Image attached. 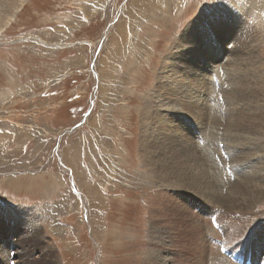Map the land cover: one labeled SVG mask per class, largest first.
<instances>
[{"label":"rangeland","instance_id":"1","mask_svg":"<svg viewBox=\"0 0 264 264\" xmlns=\"http://www.w3.org/2000/svg\"><path fill=\"white\" fill-rule=\"evenodd\" d=\"M259 13L264 0H0V264H214L211 247L215 264H264Z\"/></svg>","mask_w":264,"mask_h":264},{"label":"bare ground","instance_id":"2","mask_svg":"<svg viewBox=\"0 0 264 264\" xmlns=\"http://www.w3.org/2000/svg\"><path fill=\"white\" fill-rule=\"evenodd\" d=\"M262 6H263V4H262ZM261 6V7H262ZM224 8H226V7H224ZM223 8V9H224ZM222 9V10H223ZM227 9V8H226ZM229 11V10H228ZM242 12H245V11H247L246 9H242L241 10ZM262 11V8H261V10H260V12ZM244 14V13H243ZM257 14V13H256ZM244 18V17H243ZM200 19V18H199ZM256 19L258 20V23L259 24H261V26H262V30H264V16H262V14L261 13H259L258 15H256ZM239 20V19H238ZM244 22V21H243ZM188 28V27H187ZM228 37V36H227ZM242 40H244V39H242ZM187 46V45H186ZM182 48H184V47H182ZM223 49V48H222ZM185 50H186V48H185ZM210 53H213V54H215L216 56H218L217 58L216 57H209L208 56V59L211 61V60H215V61H217L219 58H220V56L223 54V58H222V60L225 58V53L226 54H228L227 52H220V51H218L217 50V47L216 48H211V52ZM173 55V54H172ZM173 57V56H172ZM190 57V56H189ZM169 58V57H168ZM167 58V59H168ZM183 58V57H182ZM205 58V57H204ZM239 58V57H238ZM217 59V60H216ZM166 60V59H165ZM180 60V59H179ZM222 60H220V61H222ZM171 61V60H170ZM186 61V60H185ZM239 61V60H238ZM173 61H171V63H172ZM214 62V61H213ZM225 62V61H224ZM223 62V63H224ZM174 63V62H173ZM219 64V63H218ZM237 64V63H236ZM235 64V65H236ZM177 65V64H176ZM228 65V64H227ZM170 67H171V65H169ZM199 66V65H198ZM229 66V65H228ZM238 66V65H237ZM203 67H206L205 65L203 66ZM208 67V66H207ZM163 68H165L164 66H163ZM168 68V67H167ZM227 68V67H226ZM169 69V68H168ZM213 69L217 72V77H219L220 78V76H222L221 75V72H223L221 69H222V64H221V62H220V64H219V67L217 68V67H213ZM227 69H230V68H227ZM164 70V69H163ZM170 70V69H169ZM166 71V70H165ZM231 71V70H230ZM225 74H227V73H225ZM164 75V74H163ZM208 76V75H207ZM224 77H227V76H224ZM223 77V78H224ZM218 78V79H219ZM228 78V77H227ZM199 79V78H198ZM239 79H240V77H238V79H237V83L239 82ZM246 80V79H245ZM234 82V81H233ZM258 82H259V80H258ZM257 82V83H258ZM207 83V82H206ZM230 83V82H229ZM250 84V83H249ZM252 84V83H251ZM261 84V83H260ZM231 85V84H230ZM237 85V84H236ZM241 87V86H240ZM158 88V87H157ZM215 88V87H214ZM253 89V88H252ZM212 90V89H211ZM210 92V91H209ZM213 92V91H212ZM239 92V91H238ZM231 93V92H230ZM214 94V93H213ZM221 96V95H220ZM197 97H198V95H197ZM199 99V98H198ZM251 100V99H250ZM197 105H199V104H197ZM191 106V105H190ZM216 107H217V105H216ZM183 108V107H182ZM199 108V107H198ZM194 111H195V109H194ZM198 111H200V110H198ZM213 114V113H212ZM200 115V114H199ZM204 115V114H203ZM209 117V116H208ZM208 117H206V116H201L199 119H200V121L202 122V123H204V124H206L205 122H204V120L205 119H208ZM220 119V118H219ZM214 120V119H213ZM208 121V120H207ZM209 122H211V121H209ZM213 122V121H212ZM209 124V123H208ZM212 124V123H211ZM213 125V124H212ZM209 126V125H208ZM203 127V126H202ZM212 127V126H211ZM252 127H254V126H252ZM210 129V128H209ZM205 130V129H204ZM259 130V129H258ZM248 131V130H247ZM258 133V132H257ZM204 135H205V133H204ZM209 135V134H208ZM202 136V135H201ZM185 137H187V136H185ZM209 137V136H208ZM199 138H201V137H199ZM171 139V138H170ZM173 139V138H172ZM188 139V138H187ZM211 139V138H210ZM209 139V140H210ZM177 140V139H176ZM186 140V139H185ZM189 140V139H188ZM192 140H193V138H192ZM254 145H256V143L254 144ZM208 146V145H207ZM197 148H198V146H196ZM258 147V151H264V147H262L261 145L260 146H257ZM200 150V149H199ZM198 150V151H199ZM249 153H252V152H250V151H248ZM247 152V153H248ZM255 152V151H254ZM257 153V152H256ZM206 154V153H205ZM257 155H260L259 153H257ZM250 156H252V158H253V156H254V154H252V155H250ZM264 156V155H263ZM204 158H206V157H204ZM168 159V158H167ZM207 159V158H206ZM205 159V160H206ZM202 160V159H201ZM253 160V159H252ZM248 161V160H247ZM262 162V161H261ZM203 163V162H202ZM201 164V163H200ZM261 166H262V164H261ZM205 168V167H204ZM264 168V167H263ZM258 170V169H257ZM185 171V170H184ZM183 171V172H184ZM200 171V170H199ZM202 171H204V170H202ZM259 171V170H258ZM257 171V172H258ZM206 172V171H205ZM208 172V171H207ZM206 172V173H207ZM244 172V171H243ZM246 172V171H245ZM248 172V171H247ZM251 172V171H250ZM200 173H201V171H200ZM252 174H255L254 172H251ZM198 174V173H197ZM244 174V173H243ZM260 174V173H259ZM207 175V174H206ZM251 175V174H250ZM199 176V175H198ZM203 176H201L200 178H198V180H199V182L202 184V188H204V189H206L207 188V182L202 178ZM204 177H206V176H204ZM246 177V176H245ZM252 177V176H251ZM248 178V177H247ZM246 178V179H247ZM255 178H259V179H261L262 178V176H261V174L260 175H254V177H252V180H250V178L248 179V183H246V184H248V191L249 192H251V191H255V189H257L258 187H259V182H254L255 181ZM264 179V178H263ZM254 180V181H253ZM181 181H182V179H181ZM210 181V180H209ZM245 181V180H244ZM257 181V180H256ZM261 181H262V179H261ZM264 181V180H263ZM262 181V182H263ZM261 182V183H262ZM221 183V182H220ZM209 184V183H208ZM228 185V184H227ZM219 186H221V185H219ZM218 186V187H219ZM244 186V185H243ZM246 186V185H245ZM222 187V186H221ZM262 187V186H261ZM260 187V188H261ZM213 188V187H212ZM232 188V187H231ZM259 188V189H260ZM261 189H263V188H261ZM207 190V189H206ZM233 190V189H232ZM209 191V190H208ZM229 191V190H228ZM242 192H243V190H241ZM235 192V191H234ZM255 194V193H254ZM212 195V194H211ZM244 195V194H243ZM213 196V195H212ZM225 197V196H224ZM240 197V196H239ZM243 197H241V199H242ZM255 198V197H254ZM208 200V199H207ZM245 200V199H244ZM225 201V200H224ZM223 201V202H224ZM218 202H219V200H218ZM234 202V201H233ZM214 203V202H213ZM217 203V202H216ZM235 203V202H234ZM257 203V202H256ZM209 204V203H208ZM216 206H217V204H216ZM233 208H235V207H233ZM237 209H239L238 208V206H237ZM240 210V209H239ZM238 210V211H239ZM252 210V209H251ZM242 211V210H241ZM254 211V210H253ZM254 216V215H253ZM255 217H257V216H255ZM232 220V219H231ZM243 220V219H242ZM233 221V220H232ZM208 222V221H207ZM207 222H205V223H207ZM240 224V223H239ZM252 224V223H251ZM241 225V224H240ZM202 229L203 230H201V224H200V222H198V223H195L194 225H193V237H192V241H193V244H194V249L196 250V253H200V257H198V260L197 261H201V263L204 261V260H206V251H207V249L206 248H204V246H206V242H205V235H204V228H207V229H209V225L207 224H202ZM212 227V226H211ZM245 228H247V227H245ZM244 229V228H243ZM250 229H251V227H250ZM202 232H201V231ZM244 231V230H243ZM211 232V231H210ZM240 232V231H239ZM242 233V232H241ZM245 233H247V232H245ZM217 234V233H216ZM244 234V233H243ZM218 236V235H217ZM236 236V235H235ZM207 238V237H206ZM153 241V240H152ZM204 242H205V244H204ZM209 242V241H208ZM208 244V243H207ZM210 245V244H209ZM214 248V247H213ZM214 255V256H213ZM199 256V255H198ZM217 256H219V257H222L218 252H217V250L216 249H212V247H211V251H210V254H209V260H210V262H213L214 264L218 261V260H216L217 259ZM214 257V258H213ZM206 262H207V260H206ZM148 264V263H147ZM220 264V263H219ZM221 264H233L232 262H230V261H228L226 258H223V262L221 263Z\"/></svg>","mask_w":264,"mask_h":264},{"label":"water","instance_id":"3","mask_svg":"<svg viewBox=\"0 0 264 264\" xmlns=\"http://www.w3.org/2000/svg\"><path fill=\"white\" fill-rule=\"evenodd\" d=\"M73 130V129H72Z\"/></svg>","mask_w":264,"mask_h":264}]
</instances>
